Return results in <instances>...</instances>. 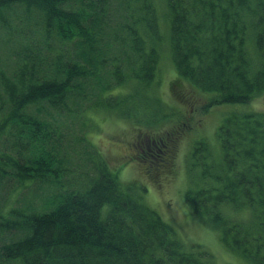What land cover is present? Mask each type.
Returning a JSON list of instances; mask_svg holds the SVG:
<instances>
[{"label":"trees","instance_id":"16d2710c","mask_svg":"<svg viewBox=\"0 0 264 264\" xmlns=\"http://www.w3.org/2000/svg\"><path fill=\"white\" fill-rule=\"evenodd\" d=\"M163 1L179 79L212 94L205 113L264 94V0ZM148 38L161 41L156 0H0V264H210L88 137L92 111L139 123L145 108L149 127L169 116L149 94L160 55ZM218 138L221 171L197 143L198 187L184 200L224 245L264 264V113L231 112ZM32 184L59 192L18 198ZM226 206L251 209L254 224Z\"/></svg>","mask_w":264,"mask_h":264},{"label":"rangeland","instance_id":"374dc122","mask_svg":"<svg viewBox=\"0 0 264 264\" xmlns=\"http://www.w3.org/2000/svg\"><path fill=\"white\" fill-rule=\"evenodd\" d=\"M156 4L161 41L153 44L148 38V43L159 52L160 70L157 87L151 89L149 94L160 99L169 116L161 118L159 114L157 125L149 127L146 121L153 113L145 108L138 113L140 118L145 119L139 123L121 116L116 110L92 111L88 114L94 123L88 134L89 140L104 153L114 169H119L120 181L138 185L137 194L142 201L173 227L186 251H197L195 246L200 247L208 252L206 261L210 264H251L241 253L224 245L219 230L192 213L184 195L190 188L198 187L196 176L201 167L190 170V156L196 144L201 141L208 143L216 169L221 171L223 160L218 138L221 122L236 110L264 113V94L247 105L224 104L205 113L204 108L212 94L204 93L179 79L170 49L168 9L163 0H156ZM159 137L161 142L158 141ZM167 138H172V142L165 153L167 149L163 151L162 146H165L163 142L166 143ZM4 143L9 146L5 139ZM71 179L72 176H67L62 183L66 186L72 183ZM41 186L32 184L24 188L18 198L36 191L47 197L53 188L59 192L56 186L46 185L45 189ZM223 210L227 216L244 226H251L255 222L251 209L237 210L226 206Z\"/></svg>","mask_w":264,"mask_h":264}]
</instances>
